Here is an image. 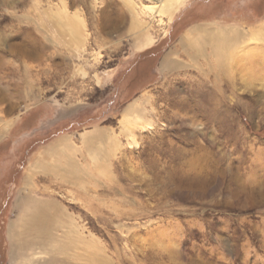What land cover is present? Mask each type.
<instances>
[{
    "label": "rangeland",
    "instance_id": "rangeland-1",
    "mask_svg": "<svg viewBox=\"0 0 264 264\" xmlns=\"http://www.w3.org/2000/svg\"><path fill=\"white\" fill-rule=\"evenodd\" d=\"M161 7L0 0V264H264V0ZM22 191L65 234L39 258Z\"/></svg>",
    "mask_w": 264,
    "mask_h": 264
},
{
    "label": "bare ground",
    "instance_id": "bare-ground-1",
    "mask_svg": "<svg viewBox=\"0 0 264 264\" xmlns=\"http://www.w3.org/2000/svg\"><path fill=\"white\" fill-rule=\"evenodd\" d=\"M158 1H160L162 3L161 12L166 13V14H170V12L172 11V8L175 7L177 5V3L179 2V0H158ZM205 27H202L200 29L199 28L194 29L193 31H194V33L196 32L198 34V36H199L198 38L202 37L200 35V33H201L200 31H202L201 34L204 33L205 36H208V39L210 42L209 44H210L211 51H212L211 54L214 55L216 58L219 57L221 55V53L223 52L224 48H226L225 47L226 45L223 47V44L225 42L229 41L230 39H232L234 42H236V41H239L243 38H246L247 37L246 35H248V34H244L242 30H240L238 28H234V27L228 28V29L227 28H212V29H210V28H205ZM262 27L263 26H261V27L259 26V28L257 30L261 29ZM262 31L264 32V30H262ZM249 33H250V31H249ZM251 35H253V34H251ZM250 37L253 38V36H250ZM250 37L247 38V41H248V39H251ZM192 38H193V36H192ZM192 38L190 36V33L188 32L185 34L184 40H182L181 42L182 43L186 42V41L190 42L192 40ZM205 41H206V39H205ZM134 108H135V102L130 103L129 105H127L125 107V112L131 113L133 110H135ZM48 204H51V203H47L45 201H41V200H37V199H32L30 197V194H28V193L26 194V193H24V191H22L17 196V207L21 213L20 218L27 217V218H25L26 222H24V225H25L24 231L27 232V234L28 233L32 234L33 238L32 239L31 238L30 239L24 238L23 240H21V242L18 243L19 245L12 243V254L13 255H14L15 251L17 250L16 248H20L21 250L25 248L27 250L32 251L31 256L33 258H39L40 254L42 253L41 250L43 248H46V246L49 244L50 245H52V244L56 245V242H58V239H60L61 237H63L65 235V234H63V236L60 234L55 235V230H57V221L55 220V218L59 214V212L55 211V212L50 214L48 211V208H50L49 207L50 205H48ZM51 208H53V206H51ZM55 210H58V209H55ZM64 223H65V221H64ZM10 226H11V229L13 230L11 223H9V229H10ZM74 235H75V233H74ZM37 248L39 249L38 251H36ZM54 262H55L54 257H50L44 264H49V263L53 264ZM30 263L33 264V261H30Z\"/></svg>",
    "mask_w": 264,
    "mask_h": 264
}]
</instances>
